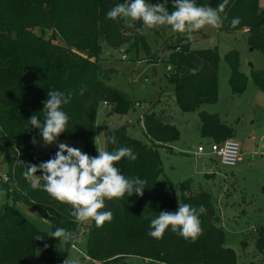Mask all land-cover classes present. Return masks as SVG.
I'll return each mask as SVG.
<instances>
[{
	"label": "trees",
	"instance_id": "16d2710c",
	"mask_svg": "<svg viewBox=\"0 0 264 264\" xmlns=\"http://www.w3.org/2000/svg\"><path fill=\"white\" fill-rule=\"evenodd\" d=\"M124 2L0 0V153L7 164V179L0 177V190L6 194L0 209V264H60L56 260L59 240L51 233L62 227L71 239L78 222L70 215V204L55 200L42 187L31 188L33 178L41 185L45 183L40 171L29 177L24 175L28 167L39 165L56 153L50 150L41 156L36 154L32 141L42 138L39 129L30 125L29 118L38 115L43 123L48 90L72 93L70 103L62 105L69 116L67 129L57 139L80 140L82 153L94 157V123L100 102L111 105V110L118 114L133 107L127 93L109 85V75L114 69L98 63L101 42L111 48L132 42L146 53L150 49L145 31L153 28L144 26L140 20L129 27L124 17H107L112 7ZM197 4L215 9L223 5L218 12L221 17L218 28L227 32L244 30L248 45L264 56V8H259L258 0H197ZM166 7L173 10L171 0ZM234 17L240 20L235 28L231 27ZM225 58L230 66L231 90L240 93L247 77L238 69L237 52L231 50ZM218 61L215 46L191 48L185 38L173 44L165 62L172 68L174 98L181 110L194 111L201 104L217 100ZM251 76L264 92V72L252 68ZM199 120L202 136L215 142L232 138V128L216 114L200 111ZM141 121L149 144L130 136L127 126L121 125L106 133L104 151L130 147L136 153L135 161L122 158L116 167L126 178L146 181L143 195L125 194L105 200L101 211L111 210L113 218L99 227L88 220V228L83 230L85 255L100 264L121 262L127 256L163 264H235V251L225 246L223 230L215 224L211 194L193 190L190 179L181 183L180 200L181 204L204 206L205 212L199 217V237L192 242L170 230L165 231L162 239L148 235L150 222L159 212L178 209L175 197L159 179L162 173L159 148L175 141L179 131L162 111L145 112ZM110 136L115 138L114 143L110 142ZM17 202L48 221L50 232L35 226L15 206ZM70 239L65 241L67 246ZM255 245L264 252V234L256 239ZM37 252L39 257L35 260Z\"/></svg>",
	"mask_w": 264,
	"mask_h": 264
},
{
	"label": "rangeland",
	"instance_id": "374dc122",
	"mask_svg": "<svg viewBox=\"0 0 264 264\" xmlns=\"http://www.w3.org/2000/svg\"><path fill=\"white\" fill-rule=\"evenodd\" d=\"M147 2L156 5L163 0ZM258 6L264 8V0H258ZM132 22L131 18L124 17L125 24ZM145 33L150 47L148 54L132 42L118 48L101 42L98 63L103 68L114 69L108 83L127 93L133 100V107L125 114H118L111 110V105L100 102L94 123V156L98 155V149L104 151L106 132L121 125L127 126L130 136L149 144L141 118L137 116L151 110L162 111L179 131L175 141L159 148L162 161L159 179L163 187L175 197L177 208L181 204L180 186L184 180L190 179L195 191H208L215 209V224L223 230L225 246L235 251V264H264V252L258 251L255 245L256 239L264 234V92L254 84L251 76L252 68L264 72L263 54L248 45L244 30L227 32L218 26H205L178 35L171 26L163 25L147 29ZM184 38L191 48L215 46L219 54L217 100L201 104L194 111H183L177 105L170 78L172 68L165 62L173 44ZM231 50L237 52L238 69L247 77L246 86L240 93H234L229 84L230 66L225 55ZM200 111L216 114L232 128V138L240 146L239 160L234 166L222 165L219 157L210 153L212 139L200 133ZM32 142L39 156L50 150L57 152L60 143L82 152L80 140L57 139L46 144L42 139H34ZM198 146L203 147V152L197 151ZM6 170L7 164L0 153V177L6 176ZM5 201V191L0 190V209ZM15 206L40 230L50 232L48 221L22 203L17 202ZM88 224V221L78 222L68 244L73 242L72 248L65 241H59L56 260L60 264L65 256L63 264H69L72 259H78L80 264H100L84 253L86 234L83 230ZM38 257L37 252L35 260ZM107 264L163 263L127 256L121 262Z\"/></svg>",
	"mask_w": 264,
	"mask_h": 264
},
{
	"label": "clouds",
	"instance_id": "9594fccd",
	"mask_svg": "<svg viewBox=\"0 0 264 264\" xmlns=\"http://www.w3.org/2000/svg\"><path fill=\"white\" fill-rule=\"evenodd\" d=\"M171 2L173 10L169 11L166 7L168 0L156 5L147 0H125L124 3L112 7L106 15L111 19L129 17L132 21L140 20L148 28L168 25L173 31L181 33L185 31L191 33L205 26L220 25L221 17L218 12L222 10L223 5L215 9L198 5L197 0ZM239 23V18L234 17L231 20V27L235 28ZM129 27L134 25L130 24ZM71 99L70 92L65 94L59 90H48L42 110L43 123L38 120V115L34 114L29 118L30 125L39 129V135L46 144L57 141L58 136L67 129L69 116L62 109V105L69 104ZM109 139L110 142H115L113 136ZM122 158L135 161L137 155L130 147H120L112 152L98 149V155L90 157L80 149L60 143L54 157L39 165H31L24 175L29 177L40 171L45 183L41 185L33 178L30 185L32 189L42 187L55 200L70 204V215L76 222L93 220L99 227L113 218L111 210L101 211L105 207L106 199L120 198L125 194L130 197L134 193L138 196L143 195L146 181L139 177L126 178L116 167ZM204 212L203 205L197 208L179 203L176 211H161L151 220L148 235L162 239L165 231L170 230L185 240L195 242L201 234L199 217ZM51 236L60 242L70 239V233L62 227L56 228ZM69 264H80V261L72 259Z\"/></svg>",
	"mask_w": 264,
	"mask_h": 264
},
{
	"label": "built area",
	"instance_id": "2783aa9c",
	"mask_svg": "<svg viewBox=\"0 0 264 264\" xmlns=\"http://www.w3.org/2000/svg\"><path fill=\"white\" fill-rule=\"evenodd\" d=\"M142 114L138 115L137 118L140 119ZM239 148L240 146L237 140L234 138H226L220 142L212 141L210 144V153L217 155L222 165L234 166L239 160ZM197 151L203 152V147L198 146ZM1 178L3 180L7 179L5 175H3ZM69 246L72 248L74 246L73 242L70 243ZM65 257L61 259L62 264L64 263Z\"/></svg>",
	"mask_w": 264,
	"mask_h": 264
},
{
	"label": "crops",
	"instance_id": "0c3cea01",
	"mask_svg": "<svg viewBox=\"0 0 264 264\" xmlns=\"http://www.w3.org/2000/svg\"><path fill=\"white\" fill-rule=\"evenodd\" d=\"M110 130H112V129H110ZM110 130H108L107 132H109ZM107 132H106V133H107ZM105 136H106V134H105ZM103 147H104V149H105V144H104ZM2 174H3V173H2ZM68 247H69V246H68ZM68 247H66V249H67ZM64 253H65V252H64ZM64 253H63V255H64ZM84 253H85V252H84ZM85 256H86V255H85ZM86 257H87V256H86Z\"/></svg>",
	"mask_w": 264,
	"mask_h": 264
}]
</instances>
